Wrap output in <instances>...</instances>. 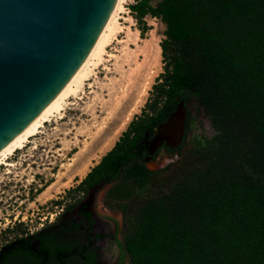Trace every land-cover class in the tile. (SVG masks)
I'll return each instance as SVG.
<instances>
[{"label": "trees", "instance_id": "16d2710c", "mask_svg": "<svg viewBox=\"0 0 264 264\" xmlns=\"http://www.w3.org/2000/svg\"><path fill=\"white\" fill-rule=\"evenodd\" d=\"M151 1L130 9L142 36L147 15L166 25L152 112L133 119L76 188L108 183L105 198L145 188L146 142L195 93L216 133L166 189L140 199L131 264H264V0Z\"/></svg>", "mask_w": 264, "mask_h": 264}, {"label": "rangeland", "instance_id": "374dc122", "mask_svg": "<svg viewBox=\"0 0 264 264\" xmlns=\"http://www.w3.org/2000/svg\"><path fill=\"white\" fill-rule=\"evenodd\" d=\"M134 2L123 1L122 31L107 46L94 74L67 100L62 114L45 122L41 132L9 158L14 165L1 166L0 247L48 225L81 200L86 188H76L79 182L113 148L133 119L143 115V110L152 112L148 104L153 85L164 73L160 44L166 25L147 15L149 29L142 36L130 9ZM180 104L186 112L183 140L174 149L163 147L145 158L146 167L153 171L151 182L145 188L133 187L127 198H105L109 184L96 193V211L113 218L125 240L137 233L140 199L166 189L181 168L191 163L195 150L216 133L195 93L185 95ZM86 156L93 158L87 170L80 162ZM195 178L199 180L198 175Z\"/></svg>", "mask_w": 264, "mask_h": 264}, {"label": "water", "instance_id": "95a60500", "mask_svg": "<svg viewBox=\"0 0 264 264\" xmlns=\"http://www.w3.org/2000/svg\"><path fill=\"white\" fill-rule=\"evenodd\" d=\"M116 0H0V152L44 116L88 59ZM180 102L148 142L178 147Z\"/></svg>", "mask_w": 264, "mask_h": 264}, {"label": "flooded vegetation", "instance_id": "af4514ba", "mask_svg": "<svg viewBox=\"0 0 264 264\" xmlns=\"http://www.w3.org/2000/svg\"><path fill=\"white\" fill-rule=\"evenodd\" d=\"M106 185L89 188L74 207L26 233L25 238L34 235L28 243L1 246L0 264H128L131 256L118 223L96 211V193Z\"/></svg>", "mask_w": 264, "mask_h": 264}, {"label": "bare ground", "instance_id": "6f19581e", "mask_svg": "<svg viewBox=\"0 0 264 264\" xmlns=\"http://www.w3.org/2000/svg\"><path fill=\"white\" fill-rule=\"evenodd\" d=\"M123 1L124 0H116L114 9L111 12L103 29L101 30L99 36L97 37L88 59L74 76V78L60 95V97L57 99V101L54 103V105L51 107V109L0 152V170L3 164H6L8 166L14 165L12 162L8 161L9 158L18 149H23L25 146H27V144L31 141V138L35 137L38 133L41 132V129L42 127H44L45 122L51 120L53 117L59 114H62V111L65 110L64 108L67 104V100L72 96H76L82 89L86 81L89 80L90 77L94 74L95 68L102 63V61L104 60V55L107 54V46H109L112 41L117 38V35L122 31V26L119 22V14L124 9ZM95 139L98 138L96 137ZM91 147H94V145ZM92 159V156H86L83 157L84 161L80 159L79 160L82 163L83 167H85V170H87Z\"/></svg>", "mask_w": 264, "mask_h": 264}]
</instances>
